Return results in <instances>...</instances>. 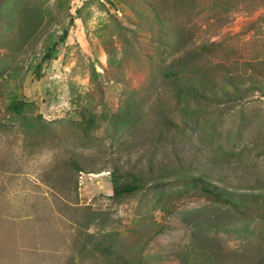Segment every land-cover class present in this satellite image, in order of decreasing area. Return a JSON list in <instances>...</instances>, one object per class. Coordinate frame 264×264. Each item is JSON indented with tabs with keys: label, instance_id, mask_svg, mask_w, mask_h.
Listing matches in <instances>:
<instances>
[{
	"label": "rangeland",
	"instance_id": "374dc122",
	"mask_svg": "<svg viewBox=\"0 0 264 264\" xmlns=\"http://www.w3.org/2000/svg\"><path fill=\"white\" fill-rule=\"evenodd\" d=\"M15 98L29 125L5 111ZM82 113L98 124L86 136ZM114 169L145 189L112 200ZM196 176L264 200V0H0V264H107L87 234L144 264H196L197 231L231 256L212 264H252L264 205L184 195Z\"/></svg>",
	"mask_w": 264,
	"mask_h": 264
},
{
	"label": "trees",
	"instance_id": "16d2710c",
	"mask_svg": "<svg viewBox=\"0 0 264 264\" xmlns=\"http://www.w3.org/2000/svg\"><path fill=\"white\" fill-rule=\"evenodd\" d=\"M66 35L67 30L64 29L59 36V40L51 43V45L46 48V51L43 54V60H49L52 58L58 42L63 41ZM199 54H201V52L196 50L192 53H184L175 59H172V61L162 68L163 80L169 81L170 84H175L180 76V72L177 69L181 68L182 64H185L182 61H185V58H192ZM186 93H184V96ZM27 110H29V104L16 98L10 100L5 106V111L15 120L17 119L21 122L22 125H29L31 123L29 119L30 117L26 115ZM130 117V114H125L123 116L113 115L110 116L109 121L112 124L119 123L123 125L126 123L123 121V118L129 119ZM162 121L166 122L165 117L162 118ZM74 124L75 127L80 130L82 136L88 135L90 132L97 129L98 126L95 115L89 113H82L80 120L74 122ZM79 171V169H76L77 173ZM110 183L112 191L111 199L114 201L132 196L145 189L144 183L136 175L128 171L120 172L117 169L110 172ZM182 184L185 187L182 192L184 195H198L203 197V199L209 203L229 207L236 212L243 202H251L255 205L260 203L264 205V200L260 199L258 195H235L201 176L185 179L182 181ZM93 218L94 217H91L90 220L92 221ZM194 239L195 242L190 245L189 252L194 255L193 257L196 264H212V260H218L220 258L223 260H230L228 258L231 256H227L226 251L217 240L206 237L201 231L194 233ZM120 244L121 243L114 239H102L87 234L81 249L87 252L88 255L95 256L107 264H144L140 259L136 258L134 254H131L129 250H123ZM142 249L143 246L140 245L139 248H137V252L140 253ZM185 262L189 263V258ZM252 264H264V247L256 256Z\"/></svg>",
	"mask_w": 264,
	"mask_h": 264
}]
</instances>
